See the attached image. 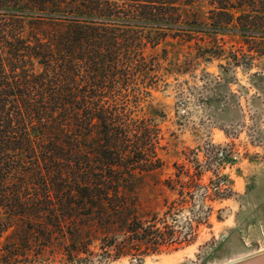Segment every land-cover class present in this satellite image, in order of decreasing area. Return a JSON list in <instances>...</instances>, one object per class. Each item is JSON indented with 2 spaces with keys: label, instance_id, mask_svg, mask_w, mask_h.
<instances>
[{
  "label": "trees",
  "instance_id": "16d2710c",
  "mask_svg": "<svg viewBox=\"0 0 264 264\" xmlns=\"http://www.w3.org/2000/svg\"><path fill=\"white\" fill-rule=\"evenodd\" d=\"M196 2L0 0V264L30 263L66 234L115 258L192 241L207 217L178 216L197 188L203 209L224 184H202L198 161L174 165L165 185L177 197L161 217L135 211L136 186L163 166L148 98L186 69L165 45L233 33L248 65L264 55V0H207L202 12Z\"/></svg>",
  "mask_w": 264,
  "mask_h": 264
},
{
  "label": "rangeland",
  "instance_id": "374dc122",
  "mask_svg": "<svg viewBox=\"0 0 264 264\" xmlns=\"http://www.w3.org/2000/svg\"><path fill=\"white\" fill-rule=\"evenodd\" d=\"M195 8L206 11L207 0H197ZM217 38L218 42L207 38L200 47L194 41L190 46L175 40L165 45L168 59L186 69L163 74L148 98L152 108L146 112L156 117L160 128L157 151L163 166L145 174L134 193L140 217L147 219L152 213L161 217L165 203L177 197L165 185L177 171L174 165L194 171L198 161L202 184H224L222 194L205 199L203 209L205 192L197 188L191 208L187 204L178 216L180 225L196 219L193 212L207 217L192 241L160 253L115 258L102 254L98 241L70 239L66 234L55 237L27 264H223L264 250V55L248 65L240 59L247 52L240 35ZM169 223L173 224L170 218Z\"/></svg>",
  "mask_w": 264,
  "mask_h": 264
},
{
  "label": "crops",
  "instance_id": "0c3cea01",
  "mask_svg": "<svg viewBox=\"0 0 264 264\" xmlns=\"http://www.w3.org/2000/svg\"><path fill=\"white\" fill-rule=\"evenodd\" d=\"M252 261H254V262H252ZM229 264H264V250H261V252L256 253L252 256H248L246 258L236 260V261L231 262Z\"/></svg>",
  "mask_w": 264,
  "mask_h": 264
},
{
  "label": "water",
  "instance_id": "95a60500",
  "mask_svg": "<svg viewBox=\"0 0 264 264\" xmlns=\"http://www.w3.org/2000/svg\"><path fill=\"white\" fill-rule=\"evenodd\" d=\"M259 252H261V251L255 252V253H253V254H250V255H247V256H244V257H241V258H237V259H235V260H231V261L225 262V263H223V264H229V263H231V262H234V261L239 260V259H242V258H246V257H248V256H252V255H254V254H256V253H259Z\"/></svg>",
  "mask_w": 264,
  "mask_h": 264
}]
</instances>
